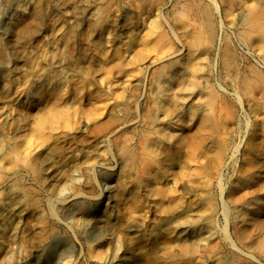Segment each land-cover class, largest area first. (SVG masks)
<instances>
[{"label": "rangeland", "instance_id": "1", "mask_svg": "<svg viewBox=\"0 0 264 264\" xmlns=\"http://www.w3.org/2000/svg\"><path fill=\"white\" fill-rule=\"evenodd\" d=\"M236 150L227 185L264 158V0H0V264H229Z\"/></svg>", "mask_w": 264, "mask_h": 264}, {"label": "bare ground", "instance_id": "2", "mask_svg": "<svg viewBox=\"0 0 264 264\" xmlns=\"http://www.w3.org/2000/svg\"><path fill=\"white\" fill-rule=\"evenodd\" d=\"M249 39L253 40L251 37ZM163 124L170 123L166 121ZM171 127L179 130L175 121L171 122ZM240 137L238 135V138ZM236 152L237 150L232 151L228 159L214 171L219 211L224 219L223 231L234 254V261L229 264H264V158L256 169L246 171L242 175L240 185H227L223 178L224 171L237 155ZM239 207L247 209V213L242 220H234L231 211ZM217 235L216 231H211L205 237H193L192 233L188 232L181 237L178 248L184 255H197L200 252L201 257L209 258L218 248ZM58 242L59 239L53 240L47 249L53 250ZM166 252L162 251L163 254Z\"/></svg>", "mask_w": 264, "mask_h": 264}]
</instances>
